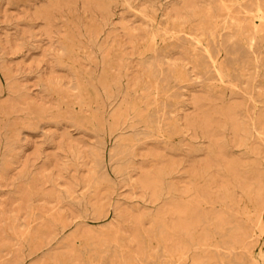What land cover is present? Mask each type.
I'll return each instance as SVG.
<instances>
[{
    "label": "rangeland",
    "instance_id": "374dc122",
    "mask_svg": "<svg viewBox=\"0 0 264 264\" xmlns=\"http://www.w3.org/2000/svg\"><path fill=\"white\" fill-rule=\"evenodd\" d=\"M0 264H264V0H0Z\"/></svg>",
    "mask_w": 264,
    "mask_h": 264
}]
</instances>
